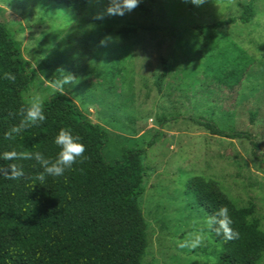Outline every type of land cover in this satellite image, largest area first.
Wrapping results in <instances>:
<instances>
[{"label": "rangeland", "instance_id": "1", "mask_svg": "<svg viewBox=\"0 0 264 264\" xmlns=\"http://www.w3.org/2000/svg\"><path fill=\"white\" fill-rule=\"evenodd\" d=\"M249 1L205 0L195 6L141 0L134 11L118 16L106 14L109 0H92L83 11L53 0H0V21L14 31L36 69L25 101L34 94L48 100L56 94L52 82L61 77L58 70L72 72L79 82L65 94L109 129L107 158L120 156L123 147L146 149L126 171L130 184L141 177L145 186L139 199L148 241L142 264L216 261L221 244L209 233L197 249L177 246L207 217L186 192L195 175L217 181L239 207L253 201V217L264 231V0H252L250 22L208 30L222 51L239 47L251 59L241 84L226 89L225 99L203 78L208 56L196 29L239 16ZM124 27L129 32H118ZM106 36L114 39L102 46ZM201 118L224 130L250 132L257 149L246 138L211 134L194 121ZM258 264H264V251Z\"/></svg>", "mask_w": 264, "mask_h": 264}, {"label": "trees", "instance_id": "2", "mask_svg": "<svg viewBox=\"0 0 264 264\" xmlns=\"http://www.w3.org/2000/svg\"><path fill=\"white\" fill-rule=\"evenodd\" d=\"M53 1L83 11L92 0ZM254 15L250 0L239 16L196 25L208 56L203 78L214 86L218 99L229 97L226 89L231 92L241 84L251 59L239 47L222 51L210 40L208 30L238 21L248 23ZM118 32L129 30L124 27ZM6 72L15 75V82L4 78ZM35 73L14 31L0 21V154L39 151L55 159L60 149L54 139L66 128L81 137L87 159L62 177H47L43 185L33 179L42 171L35 160L0 159V166L16 163L25 173L18 180L0 176V264H142L148 241L139 199L145 186L141 177L130 184L126 171L140 161L146 149L123 147L120 156L109 160L104 153L109 129L87 116L70 96L58 93L45 101V121L12 140L5 139V133L21 119L19 110L26 106L23 94ZM194 121L211 134L246 138L254 149L258 147L250 132L224 130L211 119ZM154 143L151 140L148 146ZM186 192L192 193L207 216L227 206L233 228L240 233L239 239L228 242L209 233L221 244V251L215 262L205 264H258L264 251V231L253 217L255 203L237 206L217 181L201 175L188 180Z\"/></svg>", "mask_w": 264, "mask_h": 264}, {"label": "clouds", "instance_id": "3", "mask_svg": "<svg viewBox=\"0 0 264 264\" xmlns=\"http://www.w3.org/2000/svg\"><path fill=\"white\" fill-rule=\"evenodd\" d=\"M141 0H109L106 8L107 15L124 16L126 13H131L140 4ZM195 6H201L205 0H185ZM96 19H103L104 14H97ZM113 37L106 36L100 43L105 46L108 42L113 41ZM62 75L59 79L52 82L53 91L59 95H64L68 89L76 85L78 77L64 69L58 70ZM4 78L15 82V75L12 73H4ZM45 97L40 94H34L26 100V106L19 110L21 119L17 125L12 126L6 133L5 139L12 140L27 128L37 126L46 120L45 116ZM54 143L59 147L55 159L46 157L43 153L37 152H17L5 151L0 154V159L5 161L15 160H35L39 164L40 171L33 179L43 185L47 177H62L66 171L73 170L74 166L83 163L87 157L85 145L81 142L79 135H73L70 129L62 128L56 135ZM25 175L21 166L16 163H10L7 167L0 166V176L9 180H18ZM34 184L33 186H35ZM198 223L197 221L193 222ZM233 220L229 215L227 206H221L214 214L205 218L204 225L196 227L190 232L187 237L178 242V247L181 249H197L201 247L206 239L207 233H214L218 237H222L225 242L239 239L240 233L233 228Z\"/></svg>", "mask_w": 264, "mask_h": 264}]
</instances>
